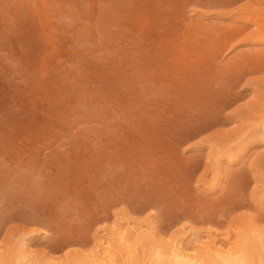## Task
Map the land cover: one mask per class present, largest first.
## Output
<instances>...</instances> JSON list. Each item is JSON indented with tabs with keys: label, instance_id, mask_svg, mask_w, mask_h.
Here are the masks:
<instances>
[{
	"label": "rangeland",
	"instance_id": "obj_1",
	"mask_svg": "<svg viewBox=\"0 0 264 264\" xmlns=\"http://www.w3.org/2000/svg\"><path fill=\"white\" fill-rule=\"evenodd\" d=\"M262 140L264 0H0V264L25 237L75 264L122 218L259 250Z\"/></svg>",
	"mask_w": 264,
	"mask_h": 264
},
{
	"label": "bare ground",
	"instance_id": "obj_2",
	"mask_svg": "<svg viewBox=\"0 0 264 264\" xmlns=\"http://www.w3.org/2000/svg\"><path fill=\"white\" fill-rule=\"evenodd\" d=\"M262 147H264V144H262ZM223 159L226 160L222 157L221 160L217 162L216 169L219 171L223 167ZM150 225V223H137L123 218L116 220L113 222L111 228L101 232L95 241L94 247L88 254H80L76 257L77 259L74 260L75 264H117L116 259L118 257L115 258L117 253L115 249L117 247L125 253L126 264H133V254L136 251V245H144L145 243H149L148 245L150 247L148 255L144 256L148 259L147 264H254L252 252L257 248L255 247L254 250L250 249L247 242L248 239L246 240L244 237L241 238L238 234H236L237 237L234 236L236 240L232 242V238L228 235L229 233L221 235L220 233H212L208 230L197 231L189 227L182 230L180 233L160 238L157 237V235L156 237L152 236ZM25 239H20L22 243L19 248L23 250L21 249L19 253L17 249L19 254H17L15 258L13 257L16 261L13 260L15 263L13 262L12 264H18V262L27 264L31 261L30 257L26 258L29 255L25 253H30V251H28L30 247L28 241L30 239ZM257 247L260 248L255 251H258L257 254L262 251L260 255L262 256L261 258H264V243H262V247L261 242H259V244L257 243ZM257 256H259V254ZM120 259L122 260V258ZM142 260L144 261V259ZM34 262L35 263L31 264L42 263L41 260L40 262ZM44 264L50 263L44 262Z\"/></svg>",
	"mask_w": 264,
	"mask_h": 264
}]
</instances>
